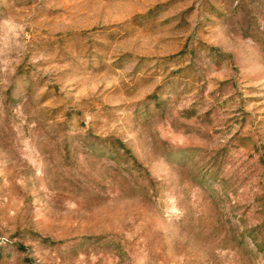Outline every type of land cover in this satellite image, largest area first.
<instances>
[{
    "label": "rangeland",
    "instance_id": "1",
    "mask_svg": "<svg viewBox=\"0 0 264 264\" xmlns=\"http://www.w3.org/2000/svg\"><path fill=\"white\" fill-rule=\"evenodd\" d=\"M0 264H264V0H0Z\"/></svg>",
    "mask_w": 264,
    "mask_h": 264
}]
</instances>
